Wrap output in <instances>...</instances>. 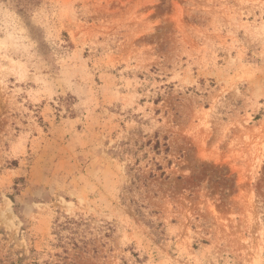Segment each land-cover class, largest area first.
Returning <instances> with one entry per match:
<instances>
[{
	"label": "rangeland",
	"instance_id": "374dc122",
	"mask_svg": "<svg viewBox=\"0 0 264 264\" xmlns=\"http://www.w3.org/2000/svg\"><path fill=\"white\" fill-rule=\"evenodd\" d=\"M0 264H264V0H0Z\"/></svg>",
	"mask_w": 264,
	"mask_h": 264
}]
</instances>
